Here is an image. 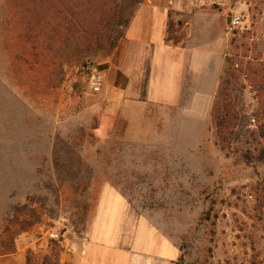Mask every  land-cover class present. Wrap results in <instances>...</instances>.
<instances>
[{"label": "rangeland", "instance_id": "1", "mask_svg": "<svg viewBox=\"0 0 264 264\" xmlns=\"http://www.w3.org/2000/svg\"><path fill=\"white\" fill-rule=\"evenodd\" d=\"M105 3L0 0V254L20 249L26 264L58 255L62 264L67 247L89 234L103 192L116 191L175 245L176 264H264V80L256 87L243 71L250 61L264 65V0L212 5L236 42L214 101L225 80L240 85L234 143L224 151L208 123L205 135L184 137L170 166L93 109L86 64L114 51L87 47L78 34L94 28L84 18ZM72 10L77 26L67 29Z\"/></svg>", "mask_w": 264, "mask_h": 264}, {"label": "crops", "instance_id": "2", "mask_svg": "<svg viewBox=\"0 0 264 264\" xmlns=\"http://www.w3.org/2000/svg\"><path fill=\"white\" fill-rule=\"evenodd\" d=\"M213 1L142 0L118 47L99 62L100 89L90 91L95 112L123 122L137 150L163 153L160 161L169 166L184 137L190 141L205 135L208 123L213 127L222 65L232 47ZM73 243L62 264H176L178 256L116 191L103 192L89 234ZM0 264H26V254L19 249Z\"/></svg>", "mask_w": 264, "mask_h": 264}, {"label": "trees", "instance_id": "3", "mask_svg": "<svg viewBox=\"0 0 264 264\" xmlns=\"http://www.w3.org/2000/svg\"><path fill=\"white\" fill-rule=\"evenodd\" d=\"M141 2L142 0H107L105 6L96 9L95 13L90 15L92 16L90 19L84 18V20L86 19L92 23L94 28L92 30L87 28L80 30L78 34L80 35L79 38L87 47L99 48L101 51L107 49L110 52L114 51L123 37L122 34L116 35L118 29L120 27L126 28L130 22V19L127 17V8L133 5H139ZM66 15H68V17H65L67 29L76 27L77 11L72 10ZM235 43L234 38H232L231 44L233 48H235ZM236 50H238V46H236ZM257 63L254 61L248 62L246 69H243V71L251 83L256 84V87H262L258 85L257 81L264 80V65ZM256 76H259V79ZM237 77L236 74H232V79L235 80ZM220 90V100L213 110V123L218 144L224 151H227L237 137L236 130L241 121L242 113L238 96L240 85H231L228 79L222 83ZM6 255L0 254V257ZM27 264L38 263H36L34 257L30 256ZM41 264H60L58 255L56 257L54 256V258L46 256Z\"/></svg>", "mask_w": 264, "mask_h": 264}, {"label": "built area", "instance_id": "4", "mask_svg": "<svg viewBox=\"0 0 264 264\" xmlns=\"http://www.w3.org/2000/svg\"><path fill=\"white\" fill-rule=\"evenodd\" d=\"M234 22H239L240 21V17H236L234 20ZM86 71H87V75H88V79H89V90L90 91H98L102 85V78L103 75L100 71L99 68V64L89 61L86 64ZM59 233H55L54 238L58 239L59 238Z\"/></svg>", "mask_w": 264, "mask_h": 264}]
</instances>
